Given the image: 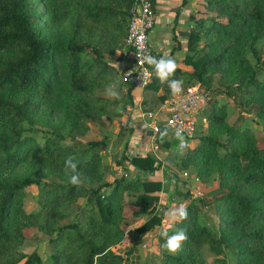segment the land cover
I'll use <instances>...</instances> for the list:
<instances>
[{"label": "trees", "instance_id": "1", "mask_svg": "<svg viewBox=\"0 0 264 264\" xmlns=\"http://www.w3.org/2000/svg\"><path fill=\"white\" fill-rule=\"evenodd\" d=\"M134 2L0 0V264H125L127 257L115 250L125 237V193H135L131 205L139 208L133 219L150 217L137 229L140 237L161 226L156 193L167 191L169 180L164 185L141 175L126 179V173L108 182L110 139L88 140L92 123L111 124L127 112L129 105L120 109L110 93L127 86L128 104L134 102V87L122 82L114 66ZM204 2L205 11L192 16L184 59L194 71L153 65V73L167 69L166 77L160 81L153 74L146 89L163 88L165 102L184 79L215 96L198 143L176 160L183 172L216 176L220 190L208 203L215 205L219 223L208 218L202 224L200 204L207 201L187 192L190 202L175 231L180 241L169 242L173 253L164 254V264H207L206 246L214 264H264V136L245 123L253 108L264 129V55L258 49L264 0ZM60 19L69 23V32L58 39L50 25ZM217 97L238 109L233 124ZM167 132L161 124L157 144L165 150L178 144L165 139ZM158 162L149 154H123L115 164L151 176L160 170ZM32 186L40 189V200L30 213L23 193ZM32 229L49 237L46 261L22 250Z\"/></svg>", "mask_w": 264, "mask_h": 264}, {"label": "rangeland", "instance_id": "2", "mask_svg": "<svg viewBox=\"0 0 264 264\" xmlns=\"http://www.w3.org/2000/svg\"><path fill=\"white\" fill-rule=\"evenodd\" d=\"M47 26L49 27V21H47ZM50 28L54 32V36L58 39L63 38V36L66 34L65 32H69V23L63 21L62 19L57 20L53 24L50 25ZM258 49L260 51L261 55H264V40L260 41L258 45ZM264 78V67H263V73L260 76V79L262 80ZM193 84L185 85L182 89H180L181 93H184L187 89V87L191 86ZM112 94V93H110ZM118 96V95H117ZM208 99H213L215 96L213 94H207ZM217 100L222 105H226L227 107V120L230 124H233L237 117L239 116V111L234 106L233 102L230 99H225L224 97H217ZM206 111L209 112V107H206ZM249 113H247L245 116L247 118L246 125L252 129V131L259 135L264 136V129L262 120H259L256 117L255 110L253 108H249ZM205 111V112H206ZM164 122L163 125L166 122V116L163 117ZM95 123H92V126H95ZM201 125L205 126V123L201 122ZM111 125L109 126V129L111 130ZM129 128H125L124 132L129 133ZM111 132V131H110ZM108 131H103L101 134L102 137H106V134ZM113 133V132H112ZM122 133V132H121ZM146 137V135H145ZM143 139L144 135H143ZM165 139L171 142L170 134L167 132L165 135ZM148 143L147 146H150L151 140L145 139ZM196 143H198L196 140L191 143V145L187 148H190L194 146ZM187 148L180 149L178 144L173 145L171 148L165 150L162 147L159 146V151L154 153L152 146L149 147V155L154 156L158 159V164H160V170L157 172L156 175H143L141 172L134 171L133 167L126 171L125 168H122L120 166L112 167L113 172L108 177V182H113L115 178H120L122 175L127 173L126 179H132L137 175H141L145 180L151 179V180H160L161 182L167 184V181L169 180V187L166 190H162L160 192H157L156 195L159 197V204L156 210V214L158 217L162 218V222L167 220V226H170L168 230V233L175 232L176 227L175 226V218L174 216L168 217L166 215V211L170 210L171 213L174 212L175 215L180 210L182 201H185V194L187 192L190 193L192 198H195L197 200H204L207 201V203L203 202L200 204L201 206V214H200V220L201 223L204 225H208V218H212L213 221L218 224L219 220L216 215L215 205L209 204L208 202H212L214 195L220 190L219 188V182L216 178V176H211L206 179H201L195 175L193 171H189V176L186 178L183 176V171L180 170V166L178 165V162L176 160V156H179L187 151ZM157 154V155H156ZM139 155V154H137ZM147 155V154H146ZM109 154L105 156V162L109 161ZM110 162V161H109ZM157 164V165H158ZM117 172V173H116ZM176 176V177H174ZM115 177V178H114ZM198 179L196 182L195 180ZM107 190V192H109ZM135 196V193H125V219L123 220L121 227L125 232V237L123 241H121L116 247L115 250L118 251V253L123 254V256L127 257L126 262L129 260L130 255H124L128 254L129 251L133 250V252L138 253L137 259L139 260V264H164V254L165 253H173V250L170 249V247H166L165 244L154 246L152 243L154 235L159 231L161 226L157 227L155 231H152L151 233L146 234L145 236L140 237L136 231L137 229L144 224L143 222H146L150 219V217H143L145 219H141L139 221H136L131 217V213L138 210V206L131 205V202L133 201V197ZM23 199H24V207L27 212H35L39 209V200H40V189L37 186H32L28 189H26L23 193ZM190 201V199H189ZM146 220V221H145ZM136 221V222H135ZM164 228V227H163ZM165 228H167L165 226ZM157 231V232H156ZM49 237L42 234L40 231L36 229H32L28 231L27 233V242L23 246L22 250L28 254L32 252H37L39 256L42 258L43 261H46L47 257L50 254V248H49ZM165 246V247H164ZM203 254L206 259L207 264H214V261L216 259V256L211 252L209 247L203 248ZM125 262V264H126Z\"/></svg>", "mask_w": 264, "mask_h": 264}, {"label": "crops", "instance_id": "3", "mask_svg": "<svg viewBox=\"0 0 264 264\" xmlns=\"http://www.w3.org/2000/svg\"><path fill=\"white\" fill-rule=\"evenodd\" d=\"M153 1L157 13L156 25L151 33V45L156 58L153 65L155 66L163 63L166 66L180 70L182 73H192L194 71L193 67L186 65L184 63V59L188 51L187 45L190 37V31L195 25L192 21V16L198 14V12L205 11L204 0ZM156 61L158 62L156 63ZM114 66L118 70H122L125 68L126 62L119 58V60L114 63ZM166 70L167 69L159 68L153 74L157 76L160 81H162L166 77ZM185 85L186 83H184V79L176 81L173 91L174 95L181 93L180 89H182ZM127 88V86H124L119 91L112 93V96L120 102V109H124L127 105H129L126 107L127 112L121 118L115 119L111 124L99 123L92 126V130L88 135V140L90 141L101 140L103 138L101 136L103 131H108V133L105 134L106 137L110 139L111 143L108 151L110 162L107 161V165L111 167L117 166L115 161L120 159L123 154L127 155L131 159L137 156L144 157L149 153L148 151L149 147H151V143L150 146H147L148 142L145 140H150L148 136L149 130L147 129L148 121L141 116V112L153 111L160 113L158 122L161 125L164 122L163 117L165 116L162 112L167 107V102L171 99L168 98L165 102L160 100V97L166 94L163 88H161L158 93H155L150 89H134L132 94L134 102L130 105L128 104L127 99ZM208 105H212V100L209 101ZM110 125L111 130L109 129ZM125 128H129V133L124 132ZM143 135L145 139H143ZM128 167L131 168L130 165H128ZM132 170L136 171L135 169ZM182 202V207H180L177 215H175L174 212L171 213L170 210L166 211V215L168 217H176L174 228L180 221L182 209L190 201ZM141 219L143 220L145 218H134L136 221ZM162 225L164 228L162 227L158 232L156 231L157 233L153 237L152 243L154 246L165 244L167 247L169 242L174 243L180 241V237L176 234V232L168 233L167 229H169L170 226H167V220L163 221ZM165 226L167 228H165ZM137 257L138 253L133 252L132 250L126 264H139Z\"/></svg>", "mask_w": 264, "mask_h": 264}, {"label": "built area", "instance_id": "4", "mask_svg": "<svg viewBox=\"0 0 264 264\" xmlns=\"http://www.w3.org/2000/svg\"><path fill=\"white\" fill-rule=\"evenodd\" d=\"M131 16L125 47L118 54L119 58L126 62L125 68L120 70V78L123 83L134 89L145 90L152 83L151 66L156 59L151 45V33L157 19L154 1L135 0ZM209 101L201 85L193 84L184 93L173 95L167 102V107L162 112L166 116L164 127L168 130L171 141L176 140L180 149L189 147L196 140L200 126H203L201 122L206 126L204 113ZM141 116L148 121L147 129L153 132L149 138L156 153L159 151L157 138L161 126L158 122L160 113L142 111ZM183 176L187 178L189 173L185 171Z\"/></svg>", "mask_w": 264, "mask_h": 264}, {"label": "water", "instance_id": "5", "mask_svg": "<svg viewBox=\"0 0 264 264\" xmlns=\"http://www.w3.org/2000/svg\"><path fill=\"white\" fill-rule=\"evenodd\" d=\"M153 135V132L152 131H149L148 132V136L151 137Z\"/></svg>", "mask_w": 264, "mask_h": 264}]
</instances>
